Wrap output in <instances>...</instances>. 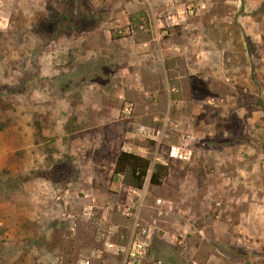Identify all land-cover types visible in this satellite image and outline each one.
<instances>
[{
    "label": "rangeland",
    "instance_id": "374dc122",
    "mask_svg": "<svg viewBox=\"0 0 264 264\" xmlns=\"http://www.w3.org/2000/svg\"><path fill=\"white\" fill-rule=\"evenodd\" d=\"M180 143L190 159L168 157ZM120 150L151 160L142 189L112 173ZM1 218L0 264H122L135 218L143 264H264V0H0Z\"/></svg>",
    "mask_w": 264,
    "mask_h": 264
},
{
    "label": "built area",
    "instance_id": "2783aa9c",
    "mask_svg": "<svg viewBox=\"0 0 264 264\" xmlns=\"http://www.w3.org/2000/svg\"><path fill=\"white\" fill-rule=\"evenodd\" d=\"M206 8L205 3L202 1L196 2V3H188L185 4L183 7L176 9L173 13H169L166 17L167 24H161L159 25V31L157 37H164L169 34L170 32V26L178 25L183 20H185L188 17H192L196 15L198 12L203 11ZM169 22V23H168ZM170 24V25H168ZM139 28H143L142 25H139ZM109 34L112 36L117 37H124L129 36L134 32V29L131 24L127 23L124 26H120L117 24H114L111 29L108 30ZM131 112V106L130 104L124 105L122 109V113L124 115H129ZM138 130L141 133L148 132V129L143 125L140 124L138 126ZM192 155V151L187 148L182 143L180 144H172L169 146L168 149V157L172 159H177L180 161L188 160L190 159ZM158 160V159H156ZM159 162V161H157ZM161 164L165 165V162L160 161ZM158 200L157 202H159ZM127 215L128 209H126ZM92 212V207L88 206L83 209L82 216L89 217ZM73 224V222L71 221ZM111 230H114L113 228H110ZM107 246L109 248H113V243H108ZM150 247V233L149 228L145 225H140L138 220L135 218L133 222V228L132 233L130 235V238L127 242V246L124 249V257L122 264H143L144 259L146 258V255L148 254V250ZM81 264H89L88 260L81 261Z\"/></svg>",
    "mask_w": 264,
    "mask_h": 264
},
{
    "label": "trees",
    "instance_id": "16d2710c",
    "mask_svg": "<svg viewBox=\"0 0 264 264\" xmlns=\"http://www.w3.org/2000/svg\"><path fill=\"white\" fill-rule=\"evenodd\" d=\"M71 26L72 24L68 14L60 12L49 38L56 40L66 29H71ZM150 166L151 160L149 158L120 150L116 153L112 173L126 177L127 181H125L124 185L140 190L148 175ZM166 170L165 165L158 162L155 163L149 175V183L156 186L160 185L162 179L166 176Z\"/></svg>",
    "mask_w": 264,
    "mask_h": 264
},
{
    "label": "crops",
    "instance_id": "0c3cea01",
    "mask_svg": "<svg viewBox=\"0 0 264 264\" xmlns=\"http://www.w3.org/2000/svg\"><path fill=\"white\" fill-rule=\"evenodd\" d=\"M104 36V35H103ZM109 40H111V38H108V37H105L104 36V42L107 44L108 43V41ZM90 41H91V39H90ZM98 42V41H97ZM125 44V42H121L120 43V45H119V47L120 46H123ZM99 52H103L102 51V49H99ZM112 51H109L108 53H107V57L108 58H112L113 59V61L114 62H116V60H117V58L118 57H116V60H115V57L113 58V55H112ZM110 70V72H109V82H108V84H111V85H109L110 87L112 86L113 87V96L115 95V91L116 90H118L117 91V93L118 94H120V92L121 91H126L127 93L129 92V89H131V79H127V78H125L127 75L125 74V69H121V68H119L118 66H113L112 68H110L109 69ZM127 80H128V82H127ZM125 81V82H124ZM122 82H124V84H122ZM133 90V89H132ZM137 154V153H136ZM139 155V154H138ZM118 176H121L122 177V175H118ZM125 188H127V190H129V189H133V188H131V187H124V189ZM135 189V188H134ZM30 218V217H29ZM5 219V218H4ZM3 218H1L0 219V225L1 226H3V223H8L9 221L8 220H4ZM31 219V218H30ZM105 219H107V218H105ZM22 228H23V230H22V233H23V235H22V238H30L29 236H30V233L28 232V229L27 228H25L24 227V225H22ZM24 230H27V231H25L24 232ZM29 233V234H28ZM131 233H132V227H131V231H130V235H131ZM6 233H3V234H1L0 235V237H2V235H5ZM7 235V234H6ZM123 236V237H122ZM121 239H123L124 238V235H122L121 234ZM129 238H130V236H128ZM129 238H128V240H129ZM110 243V242H109ZM112 243V242H111ZM114 244V243H113ZM115 245V244H114Z\"/></svg>",
    "mask_w": 264,
    "mask_h": 264
}]
</instances>
